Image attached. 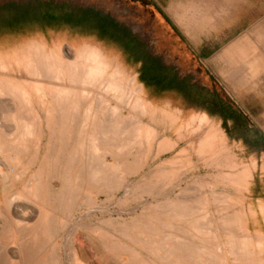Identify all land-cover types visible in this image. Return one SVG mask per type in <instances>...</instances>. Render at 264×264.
I'll use <instances>...</instances> for the list:
<instances>
[{
    "label": "bare ground",
    "instance_id": "6f19581e",
    "mask_svg": "<svg viewBox=\"0 0 264 264\" xmlns=\"http://www.w3.org/2000/svg\"><path fill=\"white\" fill-rule=\"evenodd\" d=\"M107 55L91 45L79 51L56 47L48 52L36 42L11 55L0 52V209L6 211L1 212L8 219L10 214L15 217L14 226L2 231L1 238L18 247L17 254L6 255L0 264H57L55 254L47 257L45 250L52 246L50 253H55L59 236L66 252L67 243L72 245L71 264H94L91 246L85 245L82 235L95 239V227L80 220L99 211L107 213L108 198L101 200L100 196H108V190L124 189L128 184L126 173L137 171L162 147L173 146L165 137L168 128L160 131L157 124L161 114L165 122L171 121V113H160L144 99L135 77L127 79L119 66L113 68ZM11 56L16 57V63ZM14 71L23 81L12 78ZM222 149L215 144L211 153V162L218 166L230 164L228 155L217 158ZM108 157L113 162L109 163ZM123 163L131 166L123 169ZM25 176L28 178L23 180ZM20 180L21 188L12 190ZM142 190L154 193L155 187L149 184ZM185 194L186 190L179 194V200L167 195L155 204V211L164 218L163 234L153 215L149 225L144 227L142 220L132 231H124L152 256L143 259V264H224L222 258L204 252L203 242L189 246L185 241V223L192 221ZM65 213L66 220L59 216ZM25 215L29 220L37 218L36 222L31 225L16 218ZM174 219L181 222L178 233L172 224ZM103 222L108 226V220ZM102 234L108 237V230ZM105 244L108 248L107 242L98 245ZM115 246L141 255L125 243Z\"/></svg>",
    "mask_w": 264,
    "mask_h": 264
},
{
    "label": "rangeland",
    "instance_id": "374dc122",
    "mask_svg": "<svg viewBox=\"0 0 264 264\" xmlns=\"http://www.w3.org/2000/svg\"><path fill=\"white\" fill-rule=\"evenodd\" d=\"M39 1H54L58 4L67 3L71 6L94 8L101 11L103 14L114 18L123 28L126 29V31L132 33L134 36H137L142 32L138 29L136 11L124 9L120 0H0V7L15 8L16 5L18 7H29L36 5ZM16 34L17 35L8 36L9 38L6 37L5 39H0V52L6 55H11L14 51L22 49L29 42H36L40 44V46L45 47L48 52L56 47H61L62 50L72 48L73 50L76 49L79 51L84 46L91 45L101 50L105 55L111 53L117 56V58L120 59L121 63L124 65L125 70H123V72L125 73L127 79L133 78L134 76L138 77L135 67H132L128 63L125 54L118 47L108 42L99 41L94 36L82 35L68 29H57L55 31L50 30L46 32L38 29L31 35L28 33ZM14 37L22 38L14 40ZM10 59L13 63H16L14 62L16 60L15 56H11ZM108 62L111 61L108 60ZM178 72L181 76H190L191 79H196V76L193 74L191 75V71L187 69H178ZM14 73L12 74V78L23 81L19 74L17 75V72L14 71ZM0 77H3V73L1 71ZM137 81L136 83L138 84L139 81ZM45 83L50 86L47 79ZM143 97L144 99L146 98L149 100L148 102L152 106L160 110V113L167 111L171 112V121L165 122V118H163L161 114L158 118L157 124L160 131L161 129L163 131L168 128L165 137L167 136L168 140L173 143V146L169 149L162 147V150L160 149L158 152L159 154L155 152V156L152 155L146 158V162L144 161L143 165L140 166L137 171L134 173H128V175L126 173L124 176L128 179V184L124 189L117 191L108 190V196L106 194H102L100 196L101 200H106L108 198L107 213H99V211L92 214V218L88 216L80 220V223L83 225L84 223L91 224L95 227V230L93 231V234L97 236L95 239L91 240L86 236V234L82 235V239L85 240V245L91 246L93 263L143 264V259L149 257L152 258L151 255L145 253V251H142L138 245L134 244L133 241H131V239L124 234V231H132V228L137 227V224L142 220L144 227L149 225L150 220L148 219L151 215H153V217H156V224H158L160 235L163 234L165 230L161 224V220L164 221V218L161 213L155 211V204H158L159 202L161 203L167 195H170L172 199L179 200L178 195L186 190V208L189 211V214L191 213L189 218L192 221L185 223L187 227V234L184 239L189 246L194 243L203 242L204 252L208 255L211 252L214 256L222 258L224 264H264V251L261 254V247L254 245L249 235L250 231L248 232L246 229V216L242 207L243 201L241 198L233 196L235 194V190L232 189V175L227 173L225 174L222 170V173H220L219 171H216L214 166L210 164L208 166L206 162L202 160L201 140L203 135L201 133L199 121L193 129L188 128L184 130L182 134L178 133V129L185 125L191 116L199 114L202 111L194 106L192 107L188 103H185L175 93H171L162 99H155L150 95V91L145 89ZM112 104L115 105V102H112ZM84 109L85 108H83V112L85 111ZM110 114L111 113L108 110L109 120L112 118ZM129 114L130 113L126 110L125 115L129 116ZM148 120L149 118L146 117L145 121ZM214 120L217 122L215 118ZM225 136L227 137L226 134ZM177 143L179 144L177 145ZM228 144L236 153L237 157L244 158L245 154H238L241 151L238 146H236L233 142H228ZM227 155L229 156L228 152L223 148L218 152L217 158H223ZM240 158L237 159L240 165H242V162H248V160H242ZM108 162H113V159L108 157ZM187 164L190 167H188ZM123 165V169L129 168L131 163H123ZM239 168L241 167L239 166ZM27 178L25 176L23 180H26ZM23 180H20L13 185L12 190L20 189ZM149 184L154 185V193L144 192L142 190ZM126 189L130 190L127 194L125 193L127 192ZM13 205H15V203H13ZM149 206L153 207L150 209ZM1 211L4 210L0 209V261L6 255L12 257V255H15V253L17 254L18 251V247L15 246L12 241L3 242L1 238L2 231L13 227V223H15L13 220L15 218L14 216H11L10 214L12 219L10 216L8 219V215L4 213L6 211ZM11 211L12 209L10 208V212ZM59 216H62V218L66 220L67 214H59ZM22 217L24 218H21L20 216L16 218L17 220H22L23 222L30 223L31 225L35 223L37 219L29 220L26 215ZM104 220H108V226L103 225L105 224L103 222ZM172 224L175 226L176 232L178 233L181 222L178 219H174ZM67 230H70V226L65 231L68 232ZM80 230H82V227ZM104 230H108V237H104L102 234ZM65 231H62V233ZM250 233L254 235L253 237L256 239L257 236L255 235V231ZM175 238L176 236L174 237V241ZM95 240L98 241L96 242ZM61 241L63 242V239L59 236L57 240L58 246L55 253H50L52 250L51 246L45 250V256L48 257L55 254L54 256L56 259L58 258V260H56L57 264H71L74 261L72 245L71 243H67L66 252L65 245H62ZM99 242H107L108 248H106V244L104 247H100L98 245ZM123 243L129 245L130 247L132 246L137 248L141 255L138 254V257L134 251L129 252L131 251L130 249H123L120 246L116 248L115 245L118 246V244ZM232 249H237V251L232 252ZM69 251L71 253L70 255ZM134 257L137 259L139 258V261ZM103 260H108V262ZM133 260L136 263H134ZM82 264L85 263L82 262Z\"/></svg>",
    "mask_w": 264,
    "mask_h": 264
},
{
    "label": "crops",
    "instance_id": "0c3cea01",
    "mask_svg": "<svg viewBox=\"0 0 264 264\" xmlns=\"http://www.w3.org/2000/svg\"><path fill=\"white\" fill-rule=\"evenodd\" d=\"M142 1L141 8L136 11L138 29L142 31H139L140 36H135L137 41L166 65L177 71H191L196 79L189 78L205 87L209 96L216 91L217 98L231 101L245 117L248 127L264 137V0ZM108 60L113 63V68L119 66L125 70L117 56L108 53ZM138 84L144 95L143 84ZM201 111L191 116L178 133L193 129L199 121L203 135L202 160L208 166H214L216 171L232 175L233 196L242 199L246 229L255 231L256 239L249 234L254 245L261 247L262 254L264 151L250 150L242 139H231L223 121L217 119L220 117L218 112L214 114L208 108ZM228 126L230 128L229 122ZM232 127L239 126L233 124ZM228 142L238 146L241 149L238 154H245L244 158L237 157ZM215 144L226 149L229 165L217 166L211 162ZM239 158L248 162L240 165Z\"/></svg>",
    "mask_w": 264,
    "mask_h": 264
},
{
    "label": "trees",
    "instance_id": "16d2710c",
    "mask_svg": "<svg viewBox=\"0 0 264 264\" xmlns=\"http://www.w3.org/2000/svg\"><path fill=\"white\" fill-rule=\"evenodd\" d=\"M16 6L0 7V39L17 35L16 33L31 35L38 29L43 32L68 29L94 36L99 41L118 47L125 54L128 63L135 67L139 83L150 91L152 98L162 99L175 93L192 107L200 110L208 108L214 114L218 112L220 117L217 119L223 121L231 139H242L250 150L264 151L263 135L248 127L245 117L234 108L231 101L217 98L216 91L213 96H209L205 87L192 82L189 77H181L174 67L155 57L132 33L109 15L94 8L58 4L54 1H39L29 7ZM20 38L22 37L13 39ZM233 124L239 127H232Z\"/></svg>",
    "mask_w": 264,
    "mask_h": 264
},
{
    "label": "flooded vegetation",
    "instance_id": "af4514ba",
    "mask_svg": "<svg viewBox=\"0 0 264 264\" xmlns=\"http://www.w3.org/2000/svg\"><path fill=\"white\" fill-rule=\"evenodd\" d=\"M122 5L128 6L131 10L137 11L141 8L142 0H120Z\"/></svg>",
    "mask_w": 264,
    "mask_h": 264
}]
</instances>
